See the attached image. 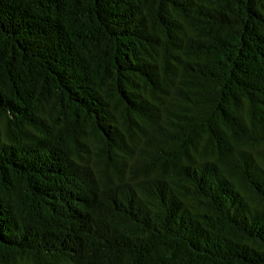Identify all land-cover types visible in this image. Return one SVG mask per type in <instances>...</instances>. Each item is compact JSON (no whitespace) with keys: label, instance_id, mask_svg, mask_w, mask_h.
I'll return each instance as SVG.
<instances>
[{"label":"trees","instance_id":"trees-1","mask_svg":"<svg viewBox=\"0 0 264 264\" xmlns=\"http://www.w3.org/2000/svg\"><path fill=\"white\" fill-rule=\"evenodd\" d=\"M0 264H264V0H0Z\"/></svg>","mask_w":264,"mask_h":264}]
</instances>
